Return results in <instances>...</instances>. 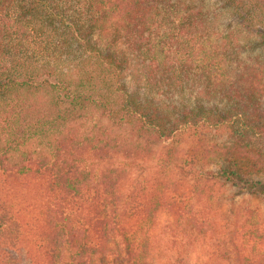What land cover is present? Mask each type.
Listing matches in <instances>:
<instances>
[{
  "label": "trees",
  "instance_id": "trees-1",
  "mask_svg": "<svg viewBox=\"0 0 264 264\" xmlns=\"http://www.w3.org/2000/svg\"><path fill=\"white\" fill-rule=\"evenodd\" d=\"M204 239L264 264V0H0V264Z\"/></svg>",
  "mask_w": 264,
  "mask_h": 264
},
{
  "label": "rangeland",
  "instance_id": "rangeland-1",
  "mask_svg": "<svg viewBox=\"0 0 264 264\" xmlns=\"http://www.w3.org/2000/svg\"><path fill=\"white\" fill-rule=\"evenodd\" d=\"M39 141L38 140H35L34 142H32L31 146L33 148L35 147H38ZM41 145V144H40ZM210 240L209 239H204V240H197L196 242V246L193 247L194 250L192 251L191 253V257H190V264H198L199 263V258L204 255V253L206 252V247L208 244H210ZM112 259H113V256H109L108 257V262L107 264H114V260L112 262ZM229 264H236L234 258H232L230 260V263Z\"/></svg>",
  "mask_w": 264,
  "mask_h": 264
}]
</instances>
